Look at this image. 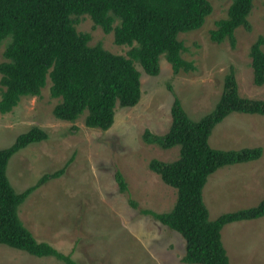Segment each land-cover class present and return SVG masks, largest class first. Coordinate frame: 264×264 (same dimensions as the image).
Here are the masks:
<instances>
[{
    "label": "rangeland",
    "instance_id": "1",
    "mask_svg": "<svg viewBox=\"0 0 264 264\" xmlns=\"http://www.w3.org/2000/svg\"><path fill=\"white\" fill-rule=\"evenodd\" d=\"M209 1L212 11L202 26L178 35L185 47L182 57L193 61L195 69L174 74L160 56V72L153 76L135 61L141 74L140 100L132 107L116 105L108 129L86 126L84 114L74 122L55 118L52 110L59 98L50 95L49 78L39 95L22 96L11 111L0 113V149L33 125L48 133L47 139L10 157L6 174L16 192L34 185L42 174L63 168L19 206L20 218L37 240L71 253L81 264H189L182 261V236L142 212H167L177 197L176 188L149 168L153 159L172 162L179 157V145L166 148L159 141L171 124L173 97L198 121L214 108L233 67L239 94L264 99V83H254L250 57L252 43L264 31V0H253L250 29L238 27L233 46L228 40L217 43L210 38L231 0ZM75 27L90 34L89 45L101 44L124 56L131 48L116 44L113 31L104 32L87 14L77 17ZM209 145L225 150L262 148L258 159L225 165L209 175L203 187L209 219L256 205L264 195V114L230 113L214 126ZM117 171L127 191L120 190ZM221 240L230 264H264V216L225 224ZM0 264L64 263L0 244Z\"/></svg>",
    "mask_w": 264,
    "mask_h": 264
},
{
    "label": "trees",
    "instance_id": "2",
    "mask_svg": "<svg viewBox=\"0 0 264 264\" xmlns=\"http://www.w3.org/2000/svg\"><path fill=\"white\" fill-rule=\"evenodd\" d=\"M252 7L253 0H231L226 17L210 30V38L217 43L228 40L233 46L235 30L241 26L250 29ZM211 11L209 0H0V47L4 43L0 113L11 111L22 96L39 95L49 78L50 95L59 98L52 110L55 118L74 122L84 114L86 126L106 130L113 124L116 105L132 107L140 100L141 74L135 61L153 76L160 72V56L170 63L174 74L195 69L193 61L182 57L185 47L178 35L202 26ZM83 14L104 32L113 31L116 44L131 45L127 56L112 53L101 44L89 45L90 34L75 27L77 17ZM263 46L264 31L250 47L257 85L264 83ZM170 112V127L159 141L166 148L179 145V157L172 162L153 159L149 168L176 188L177 197L167 212H142L182 236L183 262L230 264L221 229L230 222L264 216V195L254 206L224 212L210 220L203 187L218 168L258 159L262 148H213L209 136L214 126L232 112L264 114V99L241 96L230 67L219 100L201 119L192 120L176 96ZM47 136L45 129L33 125L0 149V244L28 255L51 256L64 264H81L71 253L37 240L18 213L28 194L49 178L59 176L63 168L42 174L22 192L15 191L6 174L14 153ZM116 179L120 190L127 191L121 172H116Z\"/></svg>",
    "mask_w": 264,
    "mask_h": 264
}]
</instances>
